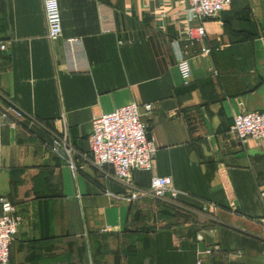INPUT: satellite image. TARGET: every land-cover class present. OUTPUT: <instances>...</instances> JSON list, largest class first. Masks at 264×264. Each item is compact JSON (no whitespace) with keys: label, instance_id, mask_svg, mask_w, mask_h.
<instances>
[{"label":"crops","instance_id":"0c3cea01","mask_svg":"<svg viewBox=\"0 0 264 264\" xmlns=\"http://www.w3.org/2000/svg\"><path fill=\"white\" fill-rule=\"evenodd\" d=\"M58 2L79 70L48 39L43 0H0V197L21 218L10 264H264V144L231 132L264 112V0H232L203 44L187 40L200 23L184 0ZM131 103L157 151L129 185L92 163L88 138L94 117ZM10 107L23 116L4 120ZM65 135L74 166L50 149ZM152 177L178 198L151 195Z\"/></svg>","mask_w":264,"mask_h":264},{"label":"built area","instance_id":"2783aa9c","mask_svg":"<svg viewBox=\"0 0 264 264\" xmlns=\"http://www.w3.org/2000/svg\"><path fill=\"white\" fill-rule=\"evenodd\" d=\"M187 5L189 21L198 20L199 25L188 30L187 40L191 43H204L207 37L204 22L217 18L231 6L232 0H184ZM47 23V37L52 42L63 41L68 59V69L79 70L77 55L82 52L80 39H64L62 17L58 0H43ZM1 50L6 46L1 45ZM211 47L204 45L202 53L210 54ZM178 69L185 82L191 78V65L182 53L178 60ZM217 75L218 72L214 71ZM147 114L154 110L152 104L144 105ZM21 118L23 113L10 107L2 114L7 120L10 114ZM16 122H11L15 125ZM231 132L235 138L245 145L249 141L264 144V112L243 111L235 116ZM92 163L100 170L107 171L116 179L126 184H132L135 171H152L156 155V147L149 137L148 126L141 119V108L131 103L116 110L94 117L92 130L88 138ZM51 151L73 164L74 147L67 136L56 137ZM141 191L131 195L136 198ZM149 193L162 200H176L178 191L173 187L169 177H152ZM204 212L215 214V205L205 207ZM21 218L16 206L7 198L0 197V264H10L11 246L16 238ZM197 264H203L201 260Z\"/></svg>","mask_w":264,"mask_h":264},{"label":"water","instance_id":"95a60500","mask_svg":"<svg viewBox=\"0 0 264 264\" xmlns=\"http://www.w3.org/2000/svg\"><path fill=\"white\" fill-rule=\"evenodd\" d=\"M199 250H200L201 252H204V251H205V247H204L203 243H200V244H199Z\"/></svg>","mask_w":264,"mask_h":264}]
</instances>
